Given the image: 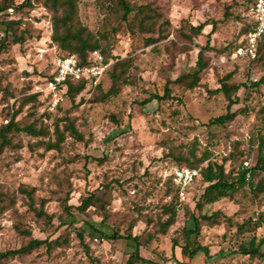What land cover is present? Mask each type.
<instances>
[{
	"label": "rangeland",
	"instance_id": "obj_1",
	"mask_svg": "<svg viewBox=\"0 0 264 264\" xmlns=\"http://www.w3.org/2000/svg\"><path fill=\"white\" fill-rule=\"evenodd\" d=\"M12 1L16 6L0 13V22L18 21V31L28 29L29 33L23 45L0 51V80L8 89L0 93V126L9 121L25 95L38 93V107L27 105L17 119L22 126L42 127L45 134L18 136L15 146L0 157V196L5 206L0 212V254L19 250L32 239H49L52 246L0 258V264H127L138 243L126 237L105 238L116 231L140 237L144 261L136 264H264V258L238 252L241 243L252 236L264 237V224L256 233L245 234H238L235 226L264 213V193L245 189L235 200L224 199L201 212L197 203L203 184L198 180L177 204L176 224L167 234L156 232L159 219H168L163 207L175 191L167 196L170 185L166 182L178 169L179 154L188 156L194 149L198 158L208 154L202 167L226 163L229 170L230 162L225 159L241 141L246 151L244 166L252 167L257 161L264 84L253 87L250 83L264 76V59L249 65L235 56L251 18L248 0H130L158 16L153 30L148 27L146 32L133 22L107 16L99 7L101 0H80V20L108 43L107 70L116 60L134 59L133 84L122 85L117 95H108L104 102L98 101L103 95L89 86L76 103L63 96L59 108L52 107L46 97V81L55 72L57 59L68 53L51 40L52 12L43 1H35L33 7L25 0ZM202 24V33L195 35L192 27ZM201 51L206 66L199 74L200 85L187 90L175 84L180 76L197 69ZM229 75L231 83L249 87L238 92L239 103L231 110L236 113L234 119L212 125L213 118L227 114L228 100L216 89ZM168 82L174 99L144 104L153 94L163 96ZM102 85L104 92L111 89L109 72ZM66 116L73 119L83 141L65 130L66 121L61 119ZM58 119L65 140L61 151H48L45 143L56 141ZM32 188L36 189V207L44 199L49 217H39L29 205L22 190ZM92 194L102 197L104 205L98 202L79 210ZM66 202L72 206L70 213L65 210ZM216 211L224 215L202 221V233L192 243V248L207 247L210 255L185 256L183 229L195 227L190 214ZM149 234L154 235L150 240ZM175 239L179 246L173 248Z\"/></svg>",
	"mask_w": 264,
	"mask_h": 264
},
{
	"label": "trees",
	"instance_id": "obj_2",
	"mask_svg": "<svg viewBox=\"0 0 264 264\" xmlns=\"http://www.w3.org/2000/svg\"><path fill=\"white\" fill-rule=\"evenodd\" d=\"M29 6H34L35 1H43V6L46 9H49L52 12L51 24H52V34L51 40L60 50L67 52L68 54H75L81 65H91L94 63L93 53L94 51H99L104 56L105 63L110 61V58L107 56L108 43H104V37H99L97 33L91 31L79 18V2L80 0H25ZM253 0H248V9L250 15V21H248L246 27L244 28L243 34L244 38L240 42V45L237 49L244 45L246 41V36L249 32L254 30L255 20L251 13V6ZM99 7L107 16H117L120 21L136 24L139 27L140 31L147 30L148 27L153 30V26L156 21L153 22L154 18L158 16L153 12L151 8L147 6H137L134 5L130 0H101L98 1ZM16 6L12 0H0V13H4L10 8ZM149 10V11H147ZM152 13V14H151ZM133 16V17H132ZM130 18L132 20L130 21ZM20 22L14 20H3L0 22V33L3 34L0 39V51L7 50L12 45H23L29 33L28 29H18L15 27L19 25ZM204 29V24L197 27H192V31L195 35L202 33ZM236 49V50H237ZM258 57L253 62L254 64L259 63L264 59V35L259 40ZM206 63L204 62L203 51L199 52L197 69L193 73H187L180 76L177 80L173 81L175 84H178L181 87H184L187 90H194L200 85V72L205 68ZM134 68V59L124 58L121 60H116L110 71H106L101 78L100 82L97 85H94L89 80H73L69 79L61 87L59 96L61 98L60 102L63 100V96L68 97L73 103H76V98L83 93L87 87L91 86L98 90L103 97L99 98V102H104L105 98L108 95L113 94L117 95L121 91L122 85H131L133 84L132 75L130 70ZM109 72V77L111 79V89L107 92H104V87L102 81L104 76ZM56 72L46 81L48 84L49 81L53 80ZM231 75L225 77L221 82V87L216 89L217 93H223L228 100L227 114L215 117L211 120L212 125H225L230 122L236 116L235 112H232V107L239 103L240 98L238 97V92L243 86H248L246 83H231ZM173 83L172 81H170ZM170 82L167 83L165 93L163 96L159 94H153L148 99L144 101V104L151 102L152 100H157L162 102L167 99H174L172 96V90L170 89ZM264 84V76L258 82L251 81L250 85L253 87H260ZM0 93H8L7 87L2 85L0 80ZM46 97L52 101L53 94L48 92ZM60 102L56 105L55 108L60 107ZM29 104H36L38 107L40 104V94L33 93L25 95L17 108L10 117L9 121L0 126V157L4 154L5 150L8 147L15 146V140L18 136L24 134H30L33 136H38L45 134L43 128H37L36 125H26L22 126L20 121L17 119L18 116L22 113L24 108ZM59 120L55 124V133L57 134V139L55 142L47 141L45 143L46 150H56L61 151V144L65 140V131L61 129ZM62 121H66L65 130L76 139L83 141L84 137L81 132L76 127L75 122L70 117H63ZM258 147H257V161L254 166L247 167L244 166V160L246 151L241 148L242 142L239 141L234 147V150L225 159L226 162H230V169H226V163H209L206 167H202L204 163L209 160L208 154L202 155L198 158L196 151L192 149L189 155L179 154L176 157L178 161L177 168H191L198 169L200 171V177L196 180H201L203 184V191L199 196L197 208L202 212L207 205H212L218 203L224 199L235 200V198L245 189H250L252 192L264 193V122L259 127L258 132ZM175 158V156H174ZM248 174L250 177L248 178ZM258 179L257 184L254 181ZM170 185V191L167 192L169 196L170 192L175 191V195L172 200L164 205L163 213L168 215V219L163 221L159 219L157 223V233L167 234L169 229L174 226L177 222V208L179 201L181 200V187L174 182V175L172 173L171 177L167 179L166 182ZM192 187H188L186 192H188ZM36 189L32 188L30 190L23 189L22 192L25 193L29 198V205L39 217H49L44 210L45 200L40 199V208L36 207V199L34 197ZM3 198L0 196V212H3L5 206L1 205ZM101 204L102 206L105 203V200L102 197H97L95 194L87 197L82 204L78 207L79 210L84 211L89 206L96 203ZM72 206L68 205V202L65 204V210L70 213ZM224 215L221 211H216L213 214L202 213L199 216H196L194 213H191L189 219L193 220L195 223L194 228L184 227L183 235L185 244L182 246V252L185 256L193 258L199 252H204L206 255H210L209 249L202 245H197L192 248L193 237L197 239L202 233V221L213 220L215 217ZM229 224H234L232 218L227 219ZM264 213H261L258 218L255 220L249 218L243 223H236L237 233H256L260 227L264 224ZM25 235H30L31 233L26 230L20 231ZM105 238L109 239H120L128 238L133 239L138 243V248L129 256L127 264H136L144 259L140 255V246L141 241L139 236H134L129 234L127 236L122 235L120 231L114 232L113 235L108 236L104 235ZM152 236L149 234V240L152 239ZM79 237L84 244V238L82 234H79ZM42 245H47L48 247L52 246V241L49 239H32L27 245L23 246L19 250L10 251L7 253H1L0 258L8 256H16L22 254H29L33 249L38 248ZM85 245V244H84ZM179 246L178 240H174L173 248ZM85 249L88 250V247L85 246ZM239 253L249 256L250 258H264V237L258 238L257 235H254L250 238L249 241L241 243L239 246Z\"/></svg>",
	"mask_w": 264,
	"mask_h": 264
},
{
	"label": "built area",
	"instance_id": "obj_3",
	"mask_svg": "<svg viewBox=\"0 0 264 264\" xmlns=\"http://www.w3.org/2000/svg\"><path fill=\"white\" fill-rule=\"evenodd\" d=\"M251 13L255 20L254 30L248 33L244 45L239 47L235 54L237 58L246 60L249 65L257 59L258 43L264 35V0H253ZM93 59L94 63L91 65H81L75 54H68L57 59L55 77L48 82L46 88L53 94L52 107L55 108L60 102L59 93L67 80H89L94 85L100 82L109 65L105 63L104 56L99 51H94ZM173 175L174 182L181 187V198L185 199L187 188L196 183L200 177V171L183 167L176 169ZM249 177L250 174H248Z\"/></svg>",
	"mask_w": 264,
	"mask_h": 264
}]
</instances>
